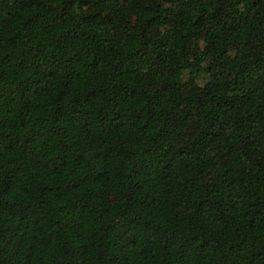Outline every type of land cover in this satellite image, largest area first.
Listing matches in <instances>:
<instances>
[{"label": "trees", "instance_id": "16d2710c", "mask_svg": "<svg viewBox=\"0 0 264 264\" xmlns=\"http://www.w3.org/2000/svg\"><path fill=\"white\" fill-rule=\"evenodd\" d=\"M0 264H264V0H0Z\"/></svg>", "mask_w": 264, "mask_h": 264}]
</instances>
